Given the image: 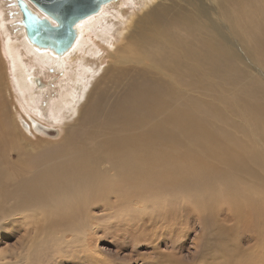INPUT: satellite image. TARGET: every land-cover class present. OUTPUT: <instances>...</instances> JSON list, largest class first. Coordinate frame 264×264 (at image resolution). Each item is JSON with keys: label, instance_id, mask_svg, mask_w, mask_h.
<instances>
[{"label": "bare ground", "instance_id": "obj_1", "mask_svg": "<svg viewBox=\"0 0 264 264\" xmlns=\"http://www.w3.org/2000/svg\"><path fill=\"white\" fill-rule=\"evenodd\" d=\"M142 4V14L127 16L103 5L94 14L100 16L77 24V40L62 56L36 48L25 35L27 52L38 63L65 68L78 52H88L84 28L97 27L105 38L115 18L122 39L112 44L115 50L109 56L122 65L114 68L129 80L124 94L110 105L103 103L106 92L84 91L83 111L68 124L63 140L37 154L35 171H0V231L6 222L31 228L27 232L34 234L32 244L20 248L25 255L18 253L24 264H45L50 258L84 264L99 261L88 253L94 250L93 236L100 232L107 237L124 235L126 241L116 247L125 249L130 244L137 248L136 236L151 237L161 223L169 235L183 234L194 225L201 229L194 242L196 264H264V57L254 51L264 49V0ZM4 11L0 25L13 82L34 108L35 93L47 85L25 63ZM91 48L93 55L101 45L95 40ZM1 55L0 51V71ZM85 60H79L80 67ZM86 64L84 73L95 74L94 64ZM250 65L256 76L247 72ZM35 78L42 87L36 86ZM77 79L84 80L80 73ZM227 79L240 85L235 97L222 82ZM82 89V84L73 87L70 99L63 101L73 108ZM36 111L44 116V108ZM40 117L21 119L19 127L30 136L60 135L61 129L58 133ZM238 133L253 134L254 147ZM197 158L221 165L206 166ZM43 234L44 243L39 244ZM253 236L256 243L249 247ZM243 242L247 249L241 247ZM2 260L0 264H13Z\"/></svg>", "mask_w": 264, "mask_h": 264}, {"label": "rangeland", "instance_id": "obj_2", "mask_svg": "<svg viewBox=\"0 0 264 264\" xmlns=\"http://www.w3.org/2000/svg\"><path fill=\"white\" fill-rule=\"evenodd\" d=\"M142 1L143 0H134V2L129 0H114L107 3L109 8H111L110 10L108 8V11H125L126 16L127 14L140 15L144 12ZM2 10H5L3 14L7 16L6 26L8 31L11 33V38L13 42L17 43L18 48L21 50L25 63L28 65L29 69L33 71V74L42 77L43 81L47 85L44 90L35 93V99H37V101L34 99L33 102L37 104V106H34L33 108V106L26 102L22 93L14 85L12 64L9 57H7L9 56L8 52L5 51L7 50L5 47L6 37L4 35V29L0 25V51L1 54H3V56L1 55V58L3 59V63L1 65L4 66L0 71V171H12V174H14V171H35L34 164L36 162V156L43 149V147H48L52 142H58L64 139L66 127L69 126L68 124L72 125V123H75L80 112L83 111L85 104L87 103V95L83 94L84 91H86V93H89L91 90L94 92H106V96L103 98V103L105 105H110L113 101L120 98L124 94L129 78L126 75H121L117 68H114V66L120 67L122 65L113 63L109 56L110 53H113L115 50V47L112 44H119L122 39L119 35L121 28L117 29L118 26H120L119 20H116L115 18L113 20V18L110 17L116 22L113 30L109 32L105 38H102L99 35L101 32L99 28L94 27L91 29L89 27H85L83 30L85 33V36H83V44L85 45V50L88 52H78V57H73V60L65 62L64 64L66 67L64 68V66L58 67L57 65L40 64L29 52H27L25 32L20 30V27H22V17L14 0H0V11L2 12ZM101 14L104 16V13ZM95 40L101 45V48L97 53L91 55V42ZM4 51L7 54H5ZM254 51L258 55H263L264 57V49L261 50L258 47H254ZM82 57L86 60L80 67L79 65H81L80 61L82 62ZM66 59H68V56H66ZM87 60L88 64H94L95 74L84 73L89 69L86 64ZM262 64L264 66V58ZM106 68H108L107 71L104 70ZM96 69H98V71H96ZM250 71L254 76L257 75V73L254 72L253 67L252 69H247V72ZM79 73L81 74V77L84 78L83 81H79L77 79ZM104 75V79L98 81V79ZM222 82L225 85H228L229 90L232 92L230 93L231 95L235 97L238 94L240 85L234 86L232 84V79H227V81ZM78 84H82L83 89L79 93L73 108H71L63 101V98L70 99L73 87ZM215 102L217 103L216 99ZM37 108H44L43 118L37 113ZM73 109H75L74 112ZM53 113L56 114L55 118L52 116ZM37 117H40L41 121L47 125H51V128L56 129L58 133L59 129H61L60 135L58 134L55 138H49L38 132H33V135L31 136L24 133L19 127L20 120L24 119L30 122L31 118ZM248 134L249 133L247 131L246 135ZM238 136L248 141L251 147H254L252 138L253 134L245 136L243 133H238ZM28 143L31 144V147H26V144ZM192 158V156H189L188 161H191ZM196 160H200L201 163L206 166L221 165L220 162H216L215 160H208L204 158H197ZM182 165L185 166L183 163ZM12 174H8L7 172L4 173L6 176ZM115 223L116 222L113 224ZM232 224L233 220L230 221V225ZM19 225L18 223L10 224L6 222L2 227L3 230L1 229L0 231V259H5V262L2 260L4 263L11 262L13 264H24V262L20 261L21 258H19L18 253L21 254L22 252H25V249L21 251L20 248H22V246H25L26 248V246L28 247L29 244H32V242H30L33 238L31 235L34 236V234L27 232L31 231V228L27 226L20 227ZM193 227L194 225H191V230H189L188 226L182 225V229L185 228V231L186 229L189 231L184 232L183 234L181 232H174L172 235H169L164 232L161 223L156 227L155 232L159 231L157 234L153 231L151 234L152 236L148 238L145 236H136L137 241L133 242V244L137 242L139 243L137 248L135 247L136 249L130 247L132 246L131 244L125 249H118L116 246L121 245L126 241L124 235L107 237L102 236V233L100 232V235H95L92 238L91 245L94 250H91V252L87 251L89 252V255L91 253L92 256L98 257L99 261L98 263L97 261L94 263L93 259H91L89 263L84 264H196L194 259H196L195 257L198 254V250L195 249L194 242L200 237L199 234L201 229L197 228V226H195L194 229ZM241 230L240 232H243ZM45 235L46 234L38 236L39 244L44 243ZM27 236H29V238ZM156 236L159 239H157ZM213 238L211 239L212 241ZM243 239H246L245 236H241L240 240L243 241ZM252 239L253 242L250 243V246L248 243L246 245L243 242L241 244L243 246L241 247L243 249H247L248 246L253 247L256 241L254 236ZM217 240L214 239V243H216ZM251 250L257 251L258 249ZM23 253L21 255H25L26 252L24 254ZM102 255L105 260L101 258ZM68 260L62 259L57 262L50 258L46 260L47 263L45 262V264H72L73 261H70V263ZM103 261L104 263H102ZM108 261L110 263H108Z\"/></svg>", "mask_w": 264, "mask_h": 264}, {"label": "water", "instance_id": "obj_3", "mask_svg": "<svg viewBox=\"0 0 264 264\" xmlns=\"http://www.w3.org/2000/svg\"><path fill=\"white\" fill-rule=\"evenodd\" d=\"M42 13L44 17L33 8ZM16 0L22 13V24L29 42L41 50L62 56L77 40L76 26L82 20L99 13L103 5L114 0ZM55 22V25L54 23ZM37 87L43 83L39 78Z\"/></svg>", "mask_w": 264, "mask_h": 264}]
</instances>
